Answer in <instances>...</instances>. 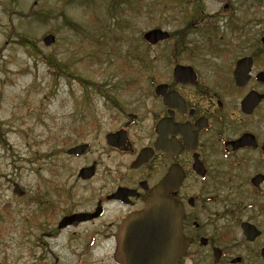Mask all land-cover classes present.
<instances>
[{"label":"flooded vegetation","instance_id":"obj_1","mask_svg":"<svg viewBox=\"0 0 264 264\" xmlns=\"http://www.w3.org/2000/svg\"><path fill=\"white\" fill-rule=\"evenodd\" d=\"M219 1L208 14L201 3L189 5L137 109L124 110L115 128L96 131L92 141L74 144L88 147L70 157L93 149L91 159L60 183L58 219L25 238V264H119L121 224L144 207L171 167L181 178L167 196L183 209L184 245L171 264H264V15L260 7ZM153 59L160 64L162 53ZM178 66L184 72L174 77ZM90 167L89 178L78 176ZM49 213L35 220L47 221ZM3 220L9 222L2 219L0 242Z\"/></svg>","mask_w":264,"mask_h":264},{"label":"rangeland","instance_id":"obj_2","mask_svg":"<svg viewBox=\"0 0 264 264\" xmlns=\"http://www.w3.org/2000/svg\"><path fill=\"white\" fill-rule=\"evenodd\" d=\"M129 1L140 3L142 9L123 29L127 44L114 37L120 32L114 29L106 34L103 47L97 48L46 13L64 9L72 23L86 31L102 33L109 17L105 0H94L90 9L78 4L64 6L62 0H0V228L2 219L11 216L9 222L3 220L0 264H25V238L36 237L41 227L58 219L60 183L73 177L75 169L89 161L93 151L75 159L66 155V149L92 141L96 131L105 133L121 119V114L105 103L102 95L91 87H82L78 79L105 84L126 111L137 109L138 103L134 104L142 97V87H149V81L142 78L143 72L154 77L158 65L166 62L172 51L171 40L146 49L139 37L152 28L169 32L184 28L181 17L189 12L186 0ZM250 3L236 0L234 5L236 9L260 7L264 15V4ZM201 5L206 14L221 7L219 0H201ZM21 34L35 41V48H26L22 36L18 38ZM48 34L55 36V42L45 46L42 39ZM131 48L145 52L152 60L151 68L140 69V79L133 87L114 90L120 59ZM159 52L163 60L155 64L151 57L157 58ZM52 59L53 63H68L78 79L54 77L53 68L48 66ZM134 64L138 66V62ZM132 76L125 73L119 79L124 83ZM71 122L86 124H74L73 129ZM14 183L25 191V197L12 193ZM75 190L81 193L79 186ZM34 196L53 202V217L49 213L47 221L41 217L35 220L41 214L36 203H29ZM26 217L34 221L26 225Z\"/></svg>","mask_w":264,"mask_h":264},{"label":"water","instance_id":"obj_3","mask_svg":"<svg viewBox=\"0 0 264 264\" xmlns=\"http://www.w3.org/2000/svg\"><path fill=\"white\" fill-rule=\"evenodd\" d=\"M168 34L160 29H152L143 34L149 44H156L164 40ZM48 46L54 42V36L48 34L42 39ZM178 67L174 76L179 75ZM236 74V78H237ZM113 134L108 135V139ZM86 149V145L70 148L67 153L79 155ZM140 162V159H138ZM92 174V168H83L79 176L86 179ZM177 173L170 170L167 176L155 186L145 199V206L139 212L133 213L121 224L116 236V256L120 264H170L184 250L182 244L181 220L183 210L180 204L168 198L169 189L175 188ZM14 192L18 195L22 191L17 185ZM62 223H59V227Z\"/></svg>","mask_w":264,"mask_h":264},{"label":"trees","instance_id":"obj_4","mask_svg":"<svg viewBox=\"0 0 264 264\" xmlns=\"http://www.w3.org/2000/svg\"><path fill=\"white\" fill-rule=\"evenodd\" d=\"M16 2V0H11ZM64 6L72 5V4H78L81 7H84L86 9H90L93 6L94 0H62ZM107 1V13L109 15L108 19L106 20V25L103 27L102 33H96L95 31H86L84 28H82L77 23H72L71 19H69L66 15V12L64 9L58 10L57 13L53 14L50 12L46 13V16H52L53 19L60 20L61 24L68 29H70L72 32H74L76 35L81 36L89 45L96 46L97 48H102L105 44V37L106 34H111L114 29H119V35L114 36L116 39H119L121 42H123L125 45L127 44V40L124 38V32L123 29L128 27V23L130 22V19L134 17L135 13H139V11L142 9L140 6V3L129 1V0H105ZM19 17H24L22 14H15ZM22 36V39L24 40L22 42L23 45H26V48H35V41L31 40L29 37L25 35H19V37ZM139 40L141 41V38L139 37ZM139 42V41H138ZM144 56L145 52L138 51L134 48L126 49L123 53V56L120 59V65L117 71V79L113 85V89L117 90L119 87H133L135 85V82H137L140 79V69L141 67H145L144 64ZM56 60V59H55ZM138 62V66H135L134 63ZM48 66L53 68L54 77L57 75L62 76L63 78H70L75 79L77 78L75 75H73V70L69 66L68 63H65L64 61L59 62L56 60L53 63L48 62ZM60 74H57V73ZM125 73L132 74V79L125 80L124 83L119 79V76H122ZM78 79V78H77ZM82 87H91V90L95 93H98L106 98L107 101H109L112 105L119 107L114 95L110 93V90L107 89L105 84L96 85L95 83L79 78L78 79ZM92 87H95L92 88ZM86 100L88 101V98L85 96ZM75 124V123H73ZM79 125V124H78Z\"/></svg>","mask_w":264,"mask_h":264}]
</instances>
